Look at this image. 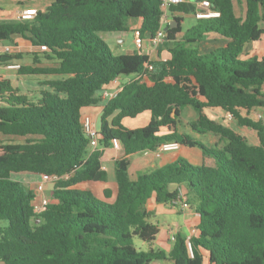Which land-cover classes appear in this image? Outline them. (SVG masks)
Here are the masks:
<instances>
[{"label": "trees", "instance_id": "trees-1", "mask_svg": "<svg viewBox=\"0 0 264 264\" xmlns=\"http://www.w3.org/2000/svg\"><path fill=\"white\" fill-rule=\"evenodd\" d=\"M209 1L220 16L199 19L181 39L182 19L175 18L178 26L166 30V60L153 61L141 49L115 57L100 37L128 32L130 21L142 20L141 39L153 38L161 27L160 0H54L32 20L0 23V44L22 38L48 48L32 57L0 55V66L20 64V76L45 78L30 94L0 81V221L8 222L0 228L1 264H203L206 256L209 264H264V119L254 117L264 110V58L246 51L264 39V0ZM238 5L245 7L242 15ZM172 11L189 14L192 7ZM204 34L228 42L201 54L193 45ZM27 58L32 63L22 64ZM146 64L153 71L137 79ZM133 75L104 105L93 148L82 127L84 111L99 106L116 79ZM185 107L197 113L193 133L215 136V147L177 131ZM213 109L233 114L239 128L256 132L258 143L213 119ZM144 112L150 113L147 126L123 125ZM169 142L198 148L203 163L179 158L131 180L132 157ZM114 144L124 150L116 161L117 190L100 192L93 186L108 182L102 157ZM20 173L58 177L41 213L35 206L42 199L13 180ZM153 198L186 205L198 216L193 257L183 235L169 254L137 248L135 239L152 243L160 232L148 207Z\"/></svg>", "mask_w": 264, "mask_h": 264}, {"label": "crops", "instance_id": "crops-1", "mask_svg": "<svg viewBox=\"0 0 264 264\" xmlns=\"http://www.w3.org/2000/svg\"><path fill=\"white\" fill-rule=\"evenodd\" d=\"M54 0H0V23L1 24H9L18 22V15L26 9H37L43 10L46 7L50 6ZM199 1L197 0H188V4L194 8L191 13L186 14L181 11H171L169 18L172 22L171 26H175L178 24L175 23V18L182 19L181 27L182 32L177 35L178 39H181L183 35L187 32L184 31L183 24L185 23L186 18H191V25L189 26L188 30L197 26L199 19L194 17V11L198 7ZM243 5H238L237 9L239 11L238 15H242L244 12ZM142 26V20H134L129 22V31L134 32V36H140L139 30ZM167 27L165 26V29ZM115 34L112 36L106 35V33H101L100 37L107 43V41L116 40L118 41L120 48L123 49L126 44V39L118 34L121 33H111ZM144 42L147 43L146 48L144 49L143 44ZM227 40L219 37L215 34H204L202 42L197 45H193L194 48H197L201 54H210L216 51L219 48L224 47L227 44ZM6 46H10L14 48V53L17 54L21 53L24 55L33 54L42 52L39 51L37 46L30 45L22 38H16L13 42H4ZM1 43V44H4ZM0 44V55L2 54V48L5 47ZM143 44L141 51L145 50L146 55L150 57L151 60L155 61L161 57L163 60L169 59L171 53L168 50L167 43L155 48L150 43V37L147 35L143 39ZM139 49V48H138ZM140 50V49H139ZM246 51L248 55H257L260 58H264V39L258 43H251L247 46ZM136 52V51H135ZM134 52V53H135ZM129 53V52H128ZM133 54V53H132ZM120 55H127L126 53L122 52ZM32 63V59H31ZM47 63V62H45ZM3 67V68H2ZM12 74L18 73V71L7 69V66H0V81L6 80V77ZM135 79V75L133 76H124L121 78L116 79L109 87L108 91L110 92H119L122 90L123 86L130 81ZM103 93V92H102ZM107 101H103L99 106V111L94 113V110H85L84 115L90 116L93 120L97 121V119L102 115L104 105ZM98 107V106H97ZM147 113V114H146ZM208 114L215 120L224 121L227 123L225 118V113L220 109H213L209 110ZM182 117V113H181ZM129 120V121H128ZM197 120V118H196ZM194 120V122L196 121ZM181 119L179 120V122ZM150 122V113L144 112L136 118H127L123 121V125L129 129H138L147 126ZM179 122L177 124H179ZM187 123L188 128H190L191 123ZM193 123V122H192ZM233 123V122H232ZM232 123H228V125L232 126ZM235 123V122H234ZM97 126V123H96ZM177 128V125H176ZM97 129L100 130V127L97 126ZM177 131L179 132L178 128ZM169 132V129L163 128L161 133L165 135ZM239 132L245 135L248 138V134L251 135L256 140H250L251 143L257 144L258 138L255 131L247 129V128H239ZM180 134H186L185 130L179 132ZM192 137H194L198 142L202 143L207 147H215L216 142L218 139L215 136L207 135L208 137V144H205L201 135H196L191 130ZM188 135V134H186ZM100 148V147H99ZM198 149V148H197ZM191 150V156L199 165L203 163V155L202 152L195 151L196 148H186L185 146H181L177 151L167 152L157 157L154 152H144L136 154L132 157V164L129 169V175L131 180H137L139 175L153 172L156 169L163 168L171 163L176 162L179 158H182V155H186V151ZM185 152V153H184ZM124 156V150L121 145L114 144L109 148L104 149L103 157H102V167L108 173V182L101 186H93L97 188L100 192L105 189H111L113 193H116L117 185H116V178H115V168H116V161ZM138 171V172H137ZM140 173V174H137ZM186 191V190H185ZM149 209L154 213L152 218V222L157 224L160 228V232L155 241L152 243H144L142 242V251L149 252L151 250L155 252L163 251L169 254L175 244L176 237L178 235H183L185 238L189 239L192 236H197V226L199 224L198 216L193 212V210H187L183 207H179L178 205H168V204H160L155 201L153 198L148 205ZM195 231V234H193ZM186 232V233H185ZM1 264V263H0ZM159 264H174V262L170 260L161 261ZM203 264H209L208 256L204 258Z\"/></svg>", "mask_w": 264, "mask_h": 264}, {"label": "built area", "instance_id": "built-area-1", "mask_svg": "<svg viewBox=\"0 0 264 264\" xmlns=\"http://www.w3.org/2000/svg\"><path fill=\"white\" fill-rule=\"evenodd\" d=\"M160 2H161L160 7L162 11L161 27L159 31L157 32V34L153 38H150V43L155 48L163 45L165 42V39H166L165 26L169 28L172 25V22L170 21V18H169V15L172 9L182 4L188 3V0H160ZM198 4L199 5L194 12V17L196 19H211V18H217L220 16V13L218 11L212 10V5L209 0L199 1ZM37 13H38L37 9H34V8L26 9L18 15V20L19 21L32 20L37 15ZM135 43L139 49L142 48L143 40L141 39L139 35L136 36ZM38 49L40 52H48L47 46H39ZM1 53L2 54H12L14 53V48L10 46H5L2 48ZM7 69L18 71L20 69V64L9 65L7 66ZM152 71H153V66L151 64H146L144 72L142 74H139L137 76V79H142L144 77H147V75ZM119 92H110L108 90H105L102 93V98L105 101L111 100L115 98ZM258 117H259L258 119L261 118L260 116ZM224 119L227 121V123L234 122V116L231 113H227ZM82 127L87 137L91 140V146L93 148L98 147L99 130L97 129L96 123L93 120V118L90 116H85L82 122ZM180 147L181 145L177 142H169V143L163 144L159 148V150H157L154 153L157 157H160L164 153L177 151ZM57 180H58V177L42 175L41 181L37 183V191L40 193L45 192L46 185L48 184L51 185ZM49 203H50V200L47 197L42 198L41 203L35 206V212L41 213L44 210L45 206H47ZM174 205H178V202H174ZM182 207L186 209V205H183ZM193 234H195V231H193ZM190 239L191 237L187 239V247H188L190 256L193 257L194 256L193 246H192Z\"/></svg>", "mask_w": 264, "mask_h": 264}, {"label": "rangeland", "instance_id": "rangeland-1", "mask_svg": "<svg viewBox=\"0 0 264 264\" xmlns=\"http://www.w3.org/2000/svg\"><path fill=\"white\" fill-rule=\"evenodd\" d=\"M237 11L239 10L237 9ZM190 25H191V18H186L185 23L183 24V28L185 32L188 31V28ZM106 35L112 36L115 34L106 33ZM118 35L126 39V44L123 49L120 48L118 41L116 40L107 41L109 49L115 57L122 56L120 55L122 52L128 55V54L134 53L135 51L136 52L140 51L135 43L134 32L128 31V32H124ZM1 45L6 46V43L1 44ZM146 45L147 43L144 42L143 44L144 49L146 48ZM143 52H146V51L143 50ZM28 55H31V54H28ZM30 63H31V59L29 58L25 59L22 62V64H25V65H29ZM6 80L10 81L11 85L14 88H20L24 93L29 92L30 94L31 91H36L37 89L40 88V83L43 82L45 78L44 77H34V76H20L18 73L16 74L10 73V75L6 77ZM88 109L94 110V113H95L96 111H99L100 106L90 107ZM258 116L264 119V110H259L257 113L254 114V117H256L255 119H258L259 118ZM196 118H197V113L192 107L183 108L181 121L179 122V124H177V128L179 132H182L183 130H185L186 134L192 135L191 130L188 128L186 122L192 123L194 122V120H196ZM96 123H97V126L100 127V124H101L100 117L97 119ZM231 125L234 129L239 131V127L236 123L233 122ZM247 136L251 141L256 140L249 134ZM207 137L208 136H202V139L205 144H208ZM1 138L5 142H12V143H23L24 141V138H18V137H1ZM186 148H189V147H186ZM190 151L191 150H187L186 155H182L183 156L182 158L186 159L190 164L194 166L199 165L194 159H192L193 157L191 156ZM195 151H198V149L196 148ZM137 174H140V173H137ZM13 180L17 182H21L27 189L32 190L37 196V198H40V200L44 197H47L50 200L51 198L50 193H51V188H52L50 184L46 185L45 192L40 193L37 191V183L41 181V175L33 174V173H20V174H15L13 176ZM7 225H8L7 221H0V228L6 227ZM135 243L137 245V248L139 250H142L141 249L142 241L139 239H135Z\"/></svg>", "mask_w": 264, "mask_h": 264}, {"label": "water", "instance_id": "water-1", "mask_svg": "<svg viewBox=\"0 0 264 264\" xmlns=\"http://www.w3.org/2000/svg\"><path fill=\"white\" fill-rule=\"evenodd\" d=\"M194 10V8H192V11ZM177 25H175V26H171V28H173V27H176ZM168 28H166V30H167Z\"/></svg>", "mask_w": 264, "mask_h": 264}]
</instances>
